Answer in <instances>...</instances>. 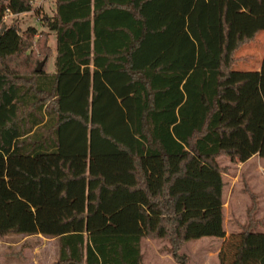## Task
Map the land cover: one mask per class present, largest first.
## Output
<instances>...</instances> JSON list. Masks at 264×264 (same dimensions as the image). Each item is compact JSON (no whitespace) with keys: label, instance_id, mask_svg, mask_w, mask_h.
Returning <instances> with one entry per match:
<instances>
[{"label":"trees","instance_id":"1","mask_svg":"<svg viewBox=\"0 0 264 264\" xmlns=\"http://www.w3.org/2000/svg\"><path fill=\"white\" fill-rule=\"evenodd\" d=\"M33 2L0 0V239H56L54 264H143L142 242L160 240L189 264L187 243L226 237L217 159H264V72L234 70L255 33L230 48L222 0H55L47 32L5 24ZM92 74L125 77L131 141L65 98L68 83ZM70 124L96 131L109 149L64 151ZM243 191L247 224L225 240L219 264H264L259 197Z\"/></svg>","mask_w":264,"mask_h":264},{"label":"rangeland","instance_id":"2","mask_svg":"<svg viewBox=\"0 0 264 264\" xmlns=\"http://www.w3.org/2000/svg\"><path fill=\"white\" fill-rule=\"evenodd\" d=\"M55 0H34L33 10L20 15L8 14L4 18L7 25L15 24L22 32L35 28L38 33L47 32L44 18L53 17ZM236 1L240 2V6ZM228 4L231 21L232 44L236 37L251 36L255 33L253 44H264V0H222ZM48 46L52 55L47 61V72L55 71L56 35L49 33ZM38 40L36 37L35 41ZM253 59H257L254 57ZM46 60V59H43ZM42 60V61H43ZM260 61V60H259ZM41 62V61H40ZM253 65L264 71V63ZM248 63L240 62L234 70L242 71ZM37 68V67H36ZM126 79L122 75L92 74L88 81L84 77L66 86L67 101L77 110L85 112L89 108L90 119L100 123L105 130L122 141H131L132 123L130 97L125 89ZM95 94L96 102H92ZM123 96V97H121ZM66 152L82 150H108L109 146L101 140L96 131L70 124L62 130V147ZM218 164L223 169L224 181V229L226 237L217 239L204 237L187 243L183 254L189 264H219V253L225 240L234 242L243 225L247 224V210L251 205L249 196L243 191L245 185L258 195V219L264 220V160L255 159L249 163H233L227 156H220ZM264 231V226L260 228ZM167 241L144 240L142 242L143 264H177L168 252ZM58 258L56 239L42 235H9L0 239V264H54Z\"/></svg>","mask_w":264,"mask_h":264},{"label":"crops","instance_id":"3","mask_svg":"<svg viewBox=\"0 0 264 264\" xmlns=\"http://www.w3.org/2000/svg\"><path fill=\"white\" fill-rule=\"evenodd\" d=\"M236 57L244 58L242 62L248 63L246 68L243 69V71L255 70L259 72H264L263 70L260 69V67L259 68L253 67V65L260 66L262 64L261 61L264 63V44H253V42L250 44H246L236 52ZM254 57H256L257 59H253ZM256 158L260 160H264L261 159L258 155H255L250 160L242 164L249 163L250 161H253Z\"/></svg>","mask_w":264,"mask_h":264},{"label":"water","instance_id":"4","mask_svg":"<svg viewBox=\"0 0 264 264\" xmlns=\"http://www.w3.org/2000/svg\"><path fill=\"white\" fill-rule=\"evenodd\" d=\"M45 63H46V60L39 62L36 68V72L40 73L43 70Z\"/></svg>","mask_w":264,"mask_h":264}]
</instances>
